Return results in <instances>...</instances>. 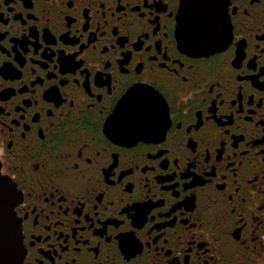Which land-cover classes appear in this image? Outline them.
Instances as JSON below:
<instances>
[{
	"label": "flooded vegetation",
	"instance_id": "af4514ba",
	"mask_svg": "<svg viewBox=\"0 0 264 264\" xmlns=\"http://www.w3.org/2000/svg\"><path fill=\"white\" fill-rule=\"evenodd\" d=\"M182 5L0 0L23 264H264V0H215L206 54Z\"/></svg>",
	"mask_w": 264,
	"mask_h": 264
},
{
	"label": "water",
	"instance_id": "95a60500",
	"mask_svg": "<svg viewBox=\"0 0 264 264\" xmlns=\"http://www.w3.org/2000/svg\"><path fill=\"white\" fill-rule=\"evenodd\" d=\"M214 7L215 0H183L180 27L183 32L184 29L187 32L186 39L181 37V40L197 54L210 53L222 45L220 41L215 40L220 26L212 16ZM186 14L184 27L183 16ZM16 202L15 194L12 197L5 196L3 206L0 208V264H23L24 249L20 241L19 224L14 214Z\"/></svg>",
	"mask_w": 264,
	"mask_h": 264
},
{
	"label": "snow or ice",
	"instance_id": "6c2138e0",
	"mask_svg": "<svg viewBox=\"0 0 264 264\" xmlns=\"http://www.w3.org/2000/svg\"><path fill=\"white\" fill-rule=\"evenodd\" d=\"M112 119L113 120L118 119L117 115L113 114ZM89 163H91V161ZM76 167H79V165L77 164ZM0 168H2V164H0ZM9 184L10 181H7L4 175L0 174V208H2L3 206L5 196L12 197L15 194L14 193L15 185L13 184L10 187H7V185Z\"/></svg>",
	"mask_w": 264,
	"mask_h": 264
}]
</instances>
